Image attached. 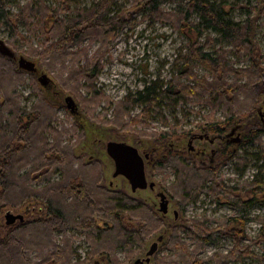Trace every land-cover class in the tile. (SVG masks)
<instances>
[{
    "label": "trees",
    "instance_id": "16d2710c",
    "mask_svg": "<svg viewBox=\"0 0 264 264\" xmlns=\"http://www.w3.org/2000/svg\"><path fill=\"white\" fill-rule=\"evenodd\" d=\"M56 1L58 7L55 10L46 5V0H28L17 13H10L5 8V0H0V19L11 38L25 47L21 56L34 62L38 70L39 67L48 73L57 70L54 78L60 90L48 75L51 83L45 88L46 93L54 90L57 97L61 96L60 91L77 95L78 89L82 88L93 96L92 100H83L94 106L98 104L93 100L102 94L96 91L93 81L102 70L100 51L87 58L85 49H71L85 40H99L105 46L124 26V17L130 11L141 12L143 19L149 22L169 24L187 42L188 50L177 59L176 74L170 80L153 81L141 91L129 92L123 100L113 104L112 118L103 121L124 134L150 139L154 147L163 149L154 169L173 171L175 181L170 185L169 193L177 198L182 210L201 193L207 194L216 204L224 198L235 209V216L221 219L215 227H209L204 218H189L186 226L169 228L164 246L177 256V260L162 258L156 261L157 264H204L198 253L217 237L224 236L231 238L232 248L227 254H213L209 261L228 264L230 260L245 257L256 259L248 247L241 245V239L249 211L256 205L264 207V164L258 166L252 180L239 189L225 185L216 174L217 163L235 158L240 164L245 163L235 152L241 144L262 146L255 157L264 163V125L260 117L255 116L260 109L255 108L261 96L256 89L264 83V56L254 38L257 29L254 19L234 21L227 10L230 6L227 0H126L128 8L118 0H96L86 8L79 6V0ZM242 1H246L247 15L264 14V0ZM165 3L175 4V10H164L162 5ZM29 26L42 36L38 46H33L32 41L19 31V27L28 29ZM205 33H214L217 37L207 35L201 41ZM219 43H226L229 50L215 49ZM12 47L15 48L14 44ZM207 49H212V53ZM230 57L238 61L245 59L248 65L235 67L236 62ZM82 59L84 66L77 67ZM197 67L206 70L207 77H198L194 72ZM23 72L13 60L0 55V216L6 209L18 210L37 201L42 205L45 217L11 226L0 235V264H32L29 260L31 251L41 256L35 264H70L73 255L70 239L65 237L58 246L52 235L54 231L63 232L73 225L77 230H89L91 244L97 245L98 251H105L107 257L110 250L131 249L135 242L138 248L141 247L149 228L155 231L161 223L155 220L150 209L138 205L134 199L100 186L103 177L96 163H80L75 169L78 171H71L77 158L72 152L73 146L63 145L62 141L69 131L52 125L56 110L53 102H57V98L40 97L31 110L21 109L14 87L23 82ZM64 75L65 78H61ZM81 81L89 88L80 85ZM182 100L202 102L208 107L209 114L203 116L200 130L215 136L236 127L244 133L243 142L231 146L236 147L233 152L229 151L230 146L222 145L212 165L198 167L194 162L181 159V153L174 152L168 143L183 135L178 132L179 122L175 119L174 124H168L160 109L164 103L174 107V103ZM136 106L141 107L139 113L131 115ZM217 113L223 115L222 120L215 119ZM153 114L168 125V130L145 132ZM76 128L73 125L72 130ZM81 169L89 177L87 183L91 189L88 191L79 189L84 180L87 181L80 173ZM238 171L242 173L241 169ZM57 173L60 179L52 180ZM40 184L43 186H38ZM67 197H70L69 201ZM142 214L144 218L138 221L136 229L125 226L121 219L127 215L140 218ZM77 217L79 220L73 221ZM98 218L104 222L102 226L97 225ZM260 230L264 247V219ZM32 231H38L36 237L26 238L25 235ZM93 233L98 236H92Z\"/></svg>",
    "mask_w": 264,
    "mask_h": 264
},
{
    "label": "rangeland",
    "instance_id": "374dc122",
    "mask_svg": "<svg viewBox=\"0 0 264 264\" xmlns=\"http://www.w3.org/2000/svg\"><path fill=\"white\" fill-rule=\"evenodd\" d=\"M26 1L28 0H5V8L10 13H17ZM95 1L96 0H79L78 3L80 7L86 8ZM227 1L230 3L227 10L230 17L234 21L242 22L247 18L254 19V25L257 27L254 38L264 56V14L250 13L247 15L245 9L246 1ZM118 3L126 8L129 7V3L126 0H118ZM46 5L50 9L55 10L58 7V2L56 0H46ZM251 6L254 5L251 4ZM162 8L167 12H170L175 10L176 5L165 3L162 5ZM124 19V26L117 30L114 37L106 42L107 44L105 46H102L99 40H92L91 42L89 40H85L79 46H74L71 49L72 51L85 49L87 58H91L94 53L100 51V64L102 65V70L96 80L93 81V86L96 88L97 92L102 94V96L93 100V102L95 101L98 103L96 106L88 104V102L84 101L86 99L92 100L93 96L90 93H86L82 88L78 89L77 95L74 93L71 94L60 91L61 96L57 97L55 96L54 90H50L46 93L45 88H43L37 81L38 75L41 74V72L48 75L57 83L58 86V81L54 78V74L57 72L55 68V71L53 70L48 73L44 68L39 67V70L37 68L38 72L40 71L37 73L38 75H35L34 73L31 75L25 71L22 75L23 82L17 84L14 88L19 100L20 108L26 111L31 110L34 104L39 101L40 97L49 98L51 100H55V98H57V102H53L56 110L55 120L52 125L58 127V129L62 127L66 128L69 131L68 135H65L62 138V141L63 145L68 144L73 146L72 152L75 158H77V162L73 164V170H71L72 172L78 171L75 169L78 168L80 163L81 165H85L94 162L98 166V169L103 177L100 186L102 184V186L110 190L119 191L122 195L137 201L138 205H142L150 209V212L155 216V220L160 222L161 226L155 231H153V228H149V234L145 235L142 246L138 248V254L143 256L149 249V246L156 241L157 237L163 235L164 240L162 243H159L157 251L150 262V264H157L156 261L162 258L166 259V261L177 260V256L174 255L168 247L164 246L167 236L170 233L168 232L169 228L173 226L184 227L187 225L186 220L189 218H204L208 222L209 227H215L218 224V221L223 218L235 216L236 212L235 209L226 200H224V198L221 199L220 204H216L211 201L209 196L205 193H201L194 202L186 204L182 210L180 208V202L177 198L169 193L170 185L175 181L173 171H161L154 169L152 162L150 164H146V175L149 182L156 183L154 191L145 189L137 190L132 193L129 184L124 177L118 176L114 178L112 176L114 172V163L106 154L105 147L107 142H125L126 144L139 149L140 153L153 151L157 148L156 151L154 150L155 152H151L154 156V161L160 159L163 150L160 147H154V143L150 139L133 134H124L113 125L103 123L104 120H110L112 118L113 104L123 100L129 92L136 93L141 91L146 85L153 81L167 82L170 80L172 76L176 74V64L178 65L177 59L180 56H183L188 50L186 40L180 37L169 24L144 20L142 13L138 11H130ZM19 31L23 36L32 41L33 46H38L42 42L40 32L34 30L33 26H29L28 29L25 27H19ZM207 35L212 38L217 37L214 33H205L202 36L201 41L204 39V36ZM0 40L4 41L5 44L16 54V56H21V50L25 49V47L18 41L11 38L9 30L2 25L1 19ZM7 42H10L11 44ZM13 44L15 48L12 47ZM217 48L229 50L230 47L227 46L226 43H219L215 46V49ZM206 51L212 53L213 50L207 49ZM230 58L235 60L232 57ZM235 62L234 66L238 68L248 65L245 59H241L240 61L235 60ZM78 66H84L83 59L79 60L77 67ZM56 67L57 69L59 68V66ZM194 72L198 77H207L208 75L206 70L200 67L195 68ZM65 76L66 75L61 78H65ZM229 79L231 80L232 77L230 76ZM82 84L84 85V81L80 82V85ZM84 86L89 88L88 84ZM58 90H60L59 86ZM256 91L257 94L261 96L258 98V103L256 104L255 109L257 110L260 108L264 112V83L260 84ZM47 94L48 97L46 96ZM66 96H70L75 102L77 107V112L75 114H72L67 109L64 102ZM174 104L175 106L171 107L165 105L164 103V106L160 109L161 115L170 125L174 124V120L176 119L179 122L178 132L183 135L169 140L168 143L171 144L174 152L181 153L180 157H183L181 159L186 160L189 163L194 162L196 166L201 167L203 162H206V164L208 163V159L211 157V151L223 145L220 144L218 140L211 143L208 138L198 139L199 135H205V132L199 129V125L203 122V116L209 114V109L202 102L193 100H182ZM140 108L141 107L136 106L132 110L131 115L139 113ZM255 116L257 118L259 117L257 112ZM215 119L222 120L223 115L221 113H217L215 115ZM73 125L77 126L76 130H72ZM168 128V125H164L162 123L161 118H159L156 114H153L148 122V127L145 129V132H160L168 130ZM192 136H195L192 138L193 140L191 142L194 150L189 151L188 141ZM208 136L209 138H212L214 135L209 134ZM243 137L244 133L242 132L240 144L243 142ZM262 141L264 142V135L262 136ZM261 147L262 146L256 143H248L241 144L236 150V147L229 148V151L231 150V152L235 150L237 157H242L245 160V163L240 164L238 158L229 159L225 163H217L219 165L216 173L217 178L229 187L238 189L242 188L246 182L252 180L253 175L257 172V167L264 164L263 161H258L255 157ZM202 152H204V154ZM214 164L217 166L216 163ZM239 169L242 170L241 174L238 171ZM83 171L81 169L80 173L85 176L87 183L89 177L85 173V170ZM59 179V173L52 177V180ZM86 183L84 180L83 186H79V189L82 187L87 189L86 191L90 190L91 186ZM110 183H112L111 187L109 186ZM38 186H43V184ZM161 191L169 199L168 213L166 216H163L158 212L159 206L156 195ZM88 196L91 197L92 194L89 193ZM56 198L58 201L61 200L60 197ZM69 200L70 197H67V201ZM230 202H234V200H231ZM8 212L14 216L21 215L23 218L22 222L16 220L13 225H7L6 214ZM174 212H178V219H174ZM145 216L147 217V214ZM43 217H45L43 207L37 201L31 202L18 210L6 209L0 216V235H3L5 233L4 231L9 229L11 226L15 227L19 224H28L38 219H42ZM79 218L73 219V221H77ZM142 218H144L143 214L140 218H136L134 216L130 217L127 215L124 219V224L130 229H132V227L136 229L139 223L138 221ZM263 219L264 207L261 205L254 206L246 216L244 236L241 239V245L248 247L249 251L257 258L251 259L245 257L230 260L228 264H264V247L261 245L260 241V228ZM96 221L97 225L102 226V223H104L99 218ZM73 228L75 229L74 225L73 227H67L63 232L54 231L52 238L55 245H61L62 240L67 237L71 241L70 245L72 250L78 248V252L82 258L85 257L84 254L98 251V246L94 245L93 247L91 244L92 238H89L88 236L91 235L89 234V230H82L85 232L83 233L72 230ZM38 231H32L31 233L26 234L25 237L28 238L30 236L31 238H34L32 236L35 235L36 237ZM84 234L87 236L86 239L89 245L84 239ZM92 236L98 235L95 233ZM186 240L188 241V239ZM189 246L192 247L191 245ZM232 246L233 243L229 236L217 237L213 243L205 245V247L198 253V257L204 261V264H214L209 261V258L215 253L227 254ZM91 249L92 251H90ZM114 252H116V249L112 251L110 250V256L108 257L113 261V263L116 262V264H132V261L135 258L133 257L134 255H129L128 258L130 260L128 262H124V258L126 259L127 257L118 254L119 252ZM91 256L94 258L89 257L91 258V261L86 264H93L92 260L99 259L97 256ZM40 258L41 256L36 251H31L29 253V260L32 264L38 262ZM85 258H87V256ZM18 264H21V262ZM70 264H73L71 263V260Z\"/></svg>",
    "mask_w": 264,
    "mask_h": 264
},
{
    "label": "water",
    "instance_id": "95a60500",
    "mask_svg": "<svg viewBox=\"0 0 264 264\" xmlns=\"http://www.w3.org/2000/svg\"><path fill=\"white\" fill-rule=\"evenodd\" d=\"M0 55L8 59L15 60L17 67L20 70L26 71L28 73L37 72V67L34 62L27 60L23 56L17 57L16 54L2 40H0ZM37 81L43 88H47L51 83L49 77L43 73L39 74ZM64 102L67 109L72 114L77 112L76 104L70 96H66ZM233 133L234 130L230 135ZM239 141L240 138L237 136L234 142L237 143ZM190 144L191 142L188 143V146H191ZM105 150L108 157L114 163V172L112 176L114 178L118 176L124 177L128 181L132 192H135L136 190H145L147 187L150 189L154 187L153 183H147L143 159L134 146L128 145L125 142L109 141L106 143ZM159 204L160 211L164 214L167 213V199L163 194L160 195ZM16 220L22 222L23 218L21 215L14 216L9 212L6 214L7 225L13 224ZM161 240L162 236H159L156 241L149 246V249L146 252V259L144 260L145 262H149L150 258L156 253L158 244L161 242ZM138 262L142 263L140 260Z\"/></svg>",
    "mask_w": 264,
    "mask_h": 264
},
{
    "label": "flooded vegetation",
    "instance_id": "af4514ba",
    "mask_svg": "<svg viewBox=\"0 0 264 264\" xmlns=\"http://www.w3.org/2000/svg\"><path fill=\"white\" fill-rule=\"evenodd\" d=\"M5 43V42H4ZM18 57V56H17ZM15 63H16V61L15 60H13ZM38 73V71L36 72V73H34L35 75H38L37 74ZM39 76V75H38ZM263 109H264V105H263ZM258 115H259V117H260V119H261V121H262V123L264 124V112L261 110V109H259L258 110ZM234 130V133L232 134V135H230L231 134V132ZM241 135H242V133L236 128V127H230L229 128V130L227 131V132H225L224 134H222V135H215V136H213L212 138H209V136H208V134H206L205 133V135L203 136V135H199V137H198V139H202V138H208L209 139V142H211V143H213L215 140H218L219 142H220V144H223V146H225V147H228L229 148V146L231 147V146H234V145H237V144H239L240 142H241ZM236 136H239V138H240V141L239 142H237V143H235L234 142V140L236 139ZM195 137V136H194ZM193 136L192 137H190V139H189V141H188V143L189 142H192V138H194ZM191 146H188V150L189 151H193L194 150V148L192 147V144H190ZM219 145V144H218ZM192 147V148H191ZM136 148V147H135ZM220 148V147H219ZM219 148H217V149H214V150H212L211 151V157L208 159V163L206 164V162H203V164H202V166H205V165H212L213 164V158L215 157V155L218 153V151H219ZM233 148V147H232ZM137 149V148H136ZM137 151H138V153H139V155L142 157V159H143V162H144V169H145V177H146V180H147V183L148 184H150V183H153L154 184V187L152 188V189H150L149 187H147V189H149V190H151V191H154L155 190V188H156V183L155 182H149L148 181V178H147V175H146V164H150L151 162H152V165H153V168L155 167V166H157V164H158V161L159 160H156V161H154V156L151 154V152L152 151H149V152H139V149H137ZM153 153V152H152ZM203 154H204V152H202ZM201 154V153H200ZM201 166V167H202ZM128 182V181H127ZM110 187L112 186V183H110V185H109ZM130 186V185H129ZM106 188V187H105ZM108 191H112V192H119V191H113V190H110V189H108V188H106ZM131 189V188H130ZM137 191V190H136ZM135 191V192H136ZM132 192V191H131ZM132 193H134V192H132ZM164 195L165 197H166V199H167V205L169 206V199L167 198V196L161 191V192H158L157 193V195H156V197L158 198V212L159 213H161L163 216H166L167 215V213H168V211H167V213H162L161 211H160V204H159V202H160V195ZM175 213H176V215H175ZM173 217H174V219H178V212H174L173 213ZM123 221H124V219H125V217H123V218H121ZM14 224V223H13ZM13 224H9V225H13ZM98 226H101V225H98ZM72 230H75V231H79V232H83V231H81V230H77V229H72ZM83 233H85V232H83ZM162 236V239H163V235H161ZM84 239L86 240V242L88 243V241H87V236H86V234H84ZM158 238V237H157ZM155 242V241H154ZM160 243H162V240H161V242ZM88 245H89V243H88ZM159 245V244H158ZM90 249V248H89ZM78 248H75V249H73V255H72V259H71V263H73V264H86V263H88L89 261H91V258H89V257H92L91 255H94V256H97L99 259H94V260H92L93 261V264H113V261L109 258V257H107V253H105V251H93V252H91V253H87V254H84L85 255V257L87 256V258H85V257H81V255L79 254V252H78ZM90 251H92V249L90 250ZM117 252H119L118 254H121L122 256H124V257H127L126 259L124 258V262H128L130 259L128 258V256L129 255H134L133 257H135L134 259H133V261H132V264H150V262H151V259H152V257L154 256H152L151 258H150V261L149 262H145L144 260L146 259V252L144 253V255L143 256H140L138 253H139V249H138V245H137V243L135 242L134 244H133V246H132V248L131 249H128V248H124V249H116V252H114V253H117ZM92 258H94V257H92ZM141 261L142 263H139L138 261ZM138 262V263H137Z\"/></svg>",
    "mask_w": 264,
    "mask_h": 264
}]
</instances>
